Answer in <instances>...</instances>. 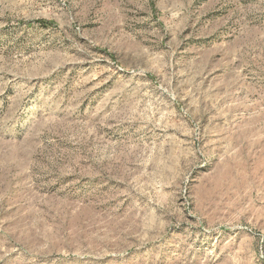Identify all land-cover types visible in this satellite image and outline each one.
Masks as SVG:
<instances>
[{
  "label": "rangeland",
  "instance_id": "rangeland-1",
  "mask_svg": "<svg viewBox=\"0 0 264 264\" xmlns=\"http://www.w3.org/2000/svg\"><path fill=\"white\" fill-rule=\"evenodd\" d=\"M0 264H264V0H0Z\"/></svg>",
  "mask_w": 264,
  "mask_h": 264
}]
</instances>
